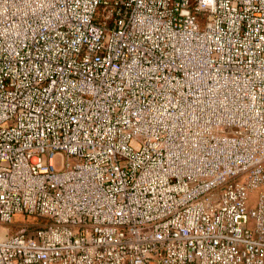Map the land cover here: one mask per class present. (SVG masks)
<instances>
[{
  "label": "built area",
  "instance_id": "1",
  "mask_svg": "<svg viewBox=\"0 0 264 264\" xmlns=\"http://www.w3.org/2000/svg\"><path fill=\"white\" fill-rule=\"evenodd\" d=\"M0 264H264V0H0Z\"/></svg>",
  "mask_w": 264,
  "mask_h": 264
},
{
  "label": "rangeland",
  "instance_id": "2",
  "mask_svg": "<svg viewBox=\"0 0 264 264\" xmlns=\"http://www.w3.org/2000/svg\"><path fill=\"white\" fill-rule=\"evenodd\" d=\"M257 195H258V192L257 191H253L251 194H250V197H249V208L250 209H253L255 208V205H256V200H257ZM14 224L11 225V226H6L7 229H11L10 232L11 233H15L17 232L20 228H21V224H27V225H30L32 226L33 224H41V222L37 219H34V218H25L24 216H16L14 218Z\"/></svg>",
  "mask_w": 264,
  "mask_h": 264
}]
</instances>
